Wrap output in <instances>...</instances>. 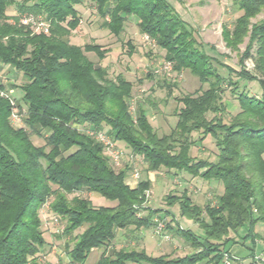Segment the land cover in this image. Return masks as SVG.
Returning <instances> with one entry per match:
<instances>
[{
  "label": "trees",
  "instance_id": "16d2710c",
  "mask_svg": "<svg viewBox=\"0 0 264 264\" xmlns=\"http://www.w3.org/2000/svg\"><path fill=\"white\" fill-rule=\"evenodd\" d=\"M84 1L0 0V69L20 80L10 87L0 82V264H52L40 257L46 244L40 217L44 204L63 223L54 236L64 238L67 262L58 258L57 264H83L94 248H102L95 264H224V254L236 241L250 242L253 255L259 236L255 226L264 222V20L252 30V42L242 55L254 62L255 73L225 62L221 67L227 72L222 73L168 0H87L113 34L135 17L138 29L164 50L172 70L187 69L201 85L208 83L177 97L182 106L174 128L158 135L140 103L133 116L132 83L120 73L110 78L106 67L85 54L92 51L102 59L105 50L96 43L70 42V30L80 22L77 6ZM260 2L242 0L241 5L247 15L258 11ZM29 13L47 21L48 31L33 33L30 24H22V15ZM240 80L255 82L259 95ZM8 87L19 92L14 101L25 126L11 119ZM228 87L239 107L230 123L223 121L227 109L221 98ZM207 113L214 114L209 121ZM97 132L123 141L149 171L174 169L222 184L214 203L200 205L185 191L165 197L169 206L178 205L180 216L203 229L199 235L177 222L164 225L193 244L195 252L170 258L119 247L107 253L119 230L147 228L157 223L156 215L173 214L144 205L148 214L136 216L151 182L139 179L130 186L131 164L111 165ZM193 132L199 133L197 139H191ZM33 135L44 143L34 144ZM206 135L215 140V160L190 154ZM76 191L97 193L114 204L96 206L89 197L68 196ZM243 226L246 233L229 236Z\"/></svg>",
  "mask_w": 264,
  "mask_h": 264
},
{
  "label": "rangeland",
  "instance_id": "374dc122",
  "mask_svg": "<svg viewBox=\"0 0 264 264\" xmlns=\"http://www.w3.org/2000/svg\"><path fill=\"white\" fill-rule=\"evenodd\" d=\"M168 1L180 14L181 19L192 27L197 39L204 43L205 51L212 58L213 65L219 68L222 73L227 72L221 67L222 62L228 63L238 69L244 67L248 71L255 73L254 62L248 58L242 60V55L252 42L250 38L252 30L264 20L263 1L260 2L259 0L261 4L258 11L255 12V9H252V12H249L247 15L246 13L248 12L241 5L242 0ZM77 10L80 22L74 29L70 30V42L81 46L87 43L99 44L105 50L102 59H99L92 51H87L85 54L96 65L106 67L110 78H114L120 73L132 83L130 109L133 116L136 115V107L140 103L147 111L148 119L158 135L170 132L174 128L177 119L176 111L182 106L178 102L177 97L189 92L191 93L200 86L202 89H205L208 87V83L201 85L198 78L187 69L179 72L172 70L171 64L165 61L164 50L138 29L135 17H129L124 24L123 31L115 35L109 28L103 25V19L99 17L96 9L90 5L89 1L86 0L78 5ZM9 13H16V11L11 9ZM238 18L242 19V23H239ZM42 22L48 27L47 21ZM236 24L238 28L235 27ZM32 32L38 34L40 30L32 29ZM163 80L166 81V85H162ZM19 81L10 72L8 73L5 68L0 69V82L10 87L11 83ZM240 82L241 85L250 90V93L259 95L261 92L255 82L243 80H240ZM9 87V95L15 98L11 97V99L17 102L19 100L18 90ZM229 89V87L224 89L221 97L226 103L227 110L224 113L223 119L226 123H230L239 111L236 98ZM213 115V113H207V120L209 121ZM13 122L14 124L25 126L23 125L21 115L18 123ZM107 129L108 127L105 126L104 131L106 133ZM198 136V132H193L191 139H197ZM31 139L36 145L44 143L43 139L35 135L31 136ZM116 145L122 151V158L118 164L113 163L109 158V163L114 167H121L125 163L131 164V169L126 177L131 184L135 185L137 183V180L132 177L130 178L133 168L139 171V179L148 178L151 182L149 188L150 196L140 206L139 215L136 216L148 214L146 210L143 211L144 205H150V207L158 209V213L160 214L164 210H170L173 214L171 216L174 217L173 223L169 221L171 217L169 215L164 216V219L156 215L154 221L157 219V221H162L164 225L170 223L171 226L177 222L182 228L189 229L194 234H203V229L196 222L180 216L177 211L178 205L175 203L169 206L166 203L165 197L168 193L180 195L185 191L194 202L200 205H204L207 202L214 203L217 195L222 193V184L214 179L206 180L199 176H192L187 172L174 169L166 170L165 168H160L159 170L149 171L146 167V161L138 155H132L130 148L123 141L117 142ZM104 153L109 157L105 150ZM217 153L215 140L211 135H206L201 142L197 141L190 148V154L195 158L215 160ZM72 195L89 197L96 206L114 204L97 193L76 191L68 196L71 197ZM40 217L42 219V230L46 238V244L41 250V259L50 261L52 264H57L58 258H61L66 263L64 238L57 239L54 236L61 231L63 223L49 211L46 204L40 209ZM155 224L147 228L141 227L137 229L131 226L127 229L119 230L112 245L106 248L107 253L110 254L113 248L134 247L136 249H144L150 255L166 254L170 258H174L196 251L193 244H190L184 237L174 234L173 231L168 230L166 227L162 228L161 233L168 238H163L160 235L161 233L155 232ZM259 230L260 233H263L264 222L256 224L255 231ZM246 231L247 227L243 226L239 228L237 235H234L230 231L229 236H235L236 239L239 235L238 233L243 235ZM259 235L261 236V234ZM245 245L246 251L241 254L242 260L250 252L247 248V246H251L250 242H247ZM97 250V254L99 255L102 248H98ZM254 250L256 251L255 256L264 260V256H262L264 255V244L261 243V239L255 243ZM227 253L230 254L231 264L245 263V261H241L242 263L232 262L235 259L234 254ZM96 260V250L91 251L83 264H95ZM138 264L145 263L140 262ZM197 264H202V262Z\"/></svg>",
  "mask_w": 264,
  "mask_h": 264
},
{
  "label": "built area",
  "instance_id": "2783aa9c",
  "mask_svg": "<svg viewBox=\"0 0 264 264\" xmlns=\"http://www.w3.org/2000/svg\"><path fill=\"white\" fill-rule=\"evenodd\" d=\"M21 23L24 25L30 24L34 29L40 30V31L42 30L43 32H47V30H48V27L44 22L37 19L36 17H34L30 13L22 15ZM146 37H148V36L146 35ZM10 103L12 105L11 119H12V121H15L18 123L20 121V116L16 111L15 101L13 99H10ZM96 138L102 142L105 152L108 153L109 158L113 161V163L118 164V162L122 158L123 154H122V151L117 148L116 142L113 141L112 139H110L108 136H106L103 132H97ZM131 176H132V178H134L135 180L138 181L139 180V171L136 168H133ZM149 194H150V191L148 189L145 192V196L149 197L150 196ZM156 221H157V219H156ZM163 227H164V224L162 223V221H157V223L155 225V232L161 233ZM160 235H162V233ZM162 237L165 239L168 238L166 235H162ZM229 255H230L229 253L224 254V264L230 263V256ZM253 259L260 261V262L264 261L257 256H254Z\"/></svg>",
  "mask_w": 264,
  "mask_h": 264
},
{
  "label": "crops",
  "instance_id": "0c3cea01",
  "mask_svg": "<svg viewBox=\"0 0 264 264\" xmlns=\"http://www.w3.org/2000/svg\"><path fill=\"white\" fill-rule=\"evenodd\" d=\"M10 73L11 74H13V72L12 71H10ZM132 176H130V178H131ZM126 182L130 185V186H134V184H131V183H129V181H128V179L126 178ZM152 208V207H151ZM258 234H261V236L259 235L258 237H257V239H256V241H255V243H257V240H259V239H261V243L262 244H264V230H263V233H260V230L259 231H256ZM98 248H94L92 251H95L96 250V255H97V259H98V257H99V255L97 254L98 252V250H97ZM246 251V245H243L242 243H240V242H237V243H232L229 247H228V252H230L231 254H234V260L232 261V262H240V263H242L241 261H245V263L244 264H260V262L259 261H254L253 260V256H255V253H256V251L254 250L253 251V255H251L250 254V252L247 254V259L245 258L244 260H242L243 258L241 257V254L243 253V252H245ZM154 256V255H153ZM156 256V255H155ZM262 256H264V255H262ZM259 262V263H258ZM133 263H135V262H133ZM136 264H138V263H136ZM231 264V263H230Z\"/></svg>",
  "mask_w": 264,
  "mask_h": 264
}]
</instances>
